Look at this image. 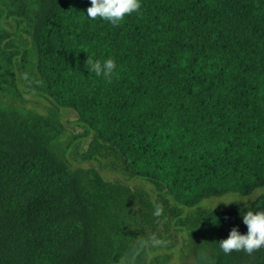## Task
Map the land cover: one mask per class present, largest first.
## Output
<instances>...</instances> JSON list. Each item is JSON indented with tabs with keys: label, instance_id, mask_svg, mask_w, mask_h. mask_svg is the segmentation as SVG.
<instances>
[{
	"label": "trees",
	"instance_id": "1",
	"mask_svg": "<svg viewBox=\"0 0 264 264\" xmlns=\"http://www.w3.org/2000/svg\"><path fill=\"white\" fill-rule=\"evenodd\" d=\"M90 4L9 0L34 46L29 91L73 109L180 205L264 187V0H140L119 25L88 18ZM89 55L115 60L111 82L87 69ZM51 128L0 109V264H128L146 237L112 218L103 177L60 157ZM249 210L264 211V194L202 214L199 264H264V247H219L233 227L247 233Z\"/></svg>",
	"mask_w": 264,
	"mask_h": 264
},
{
	"label": "rangeland",
	"instance_id": "2",
	"mask_svg": "<svg viewBox=\"0 0 264 264\" xmlns=\"http://www.w3.org/2000/svg\"><path fill=\"white\" fill-rule=\"evenodd\" d=\"M8 4L9 0H0V109L45 118L52 127L50 133L55 134L53 150L76 167L100 173L111 190L112 218L123 221L128 236L146 237L128 264H199L193 256V244L205 236L202 214L250 205L264 194V187L249 194L227 192L206 197L186 207L135 175L122 155L88 130L73 109L58 107L29 91L27 83L37 72L34 46L18 21L9 16ZM23 43L27 48L24 59Z\"/></svg>",
	"mask_w": 264,
	"mask_h": 264
},
{
	"label": "clouds",
	"instance_id": "3",
	"mask_svg": "<svg viewBox=\"0 0 264 264\" xmlns=\"http://www.w3.org/2000/svg\"><path fill=\"white\" fill-rule=\"evenodd\" d=\"M140 8V0H91L87 8V16L92 20L101 18L113 25H119L126 15L138 12ZM85 66L90 72L105 77L109 82L117 68L115 60L111 57L101 61L93 60L90 55ZM243 223L247 226L246 234H241L237 227H233L228 237L219 241V247L224 254L243 250L251 255L254 251L264 247V211H247L243 214Z\"/></svg>",
	"mask_w": 264,
	"mask_h": 264
}]
</instances>
